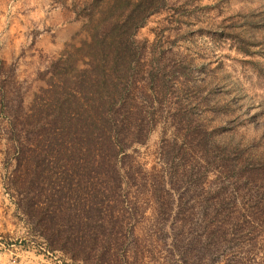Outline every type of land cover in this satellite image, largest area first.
<instances>
[{
    "label": "rangeland",
    "instance_id": "obj_1",
    "mask_svg": "<svg viewBox=\"0 0 264 264\" xmlns=\"http://www.w3.org/2000/svg\"><path fill=\"white\" fill-rule=\"evenodd\" d=\"M137 1L0 0V264H264V0Z\"/></svg>",
    "mask_w": 264,
    "mask_h": 264
},
{
    "label": "trees",
    "instance_id": "obj_2",
    "mask_svg": "<svg viewBox=\"0 0 264 264\" xmlns=\"http://www.w3.org/2000/svg\"><path fill=\"white\" fill-rule=\"evenodd\" d=\"M154 1L155 0H148V3H151V4L155 3ZM144 2H146V0H138L137 1L134 9L131 10L126 15V21L133 20L136 15L141 13V12H138L139 11L138 7L144 5L145 4ZM151 12H154V9H151L150 11H146L144 13V15H142V21H140V23H138L136 26L137 27L141 26L143 24V21L145 20V18L147 16H149L151 14ZM120 43L115 45V49H114L115 53H116V51L118 53L121 52L122 47H121ZM161 84L166 86V79L163 77L161 78ZM193 131L196 134L197 129H195ZM203 135L205 136L204 140L207 143L212 142L211 137H209V133L204 131ZM115 138H116V136H115ZM115 138H114V140H117ZM110 143H111L112 147L113 146L116 147L118 144V143L116 144V142H114L113 140L110 141ZM261 190H262V188H261ZM262 191H264V189ZM223 222L225 223V225L222 222H220V223L218 222V223H215L214 225H212V227H210V226L207 227V234L206 235L208 236V238L216 237V238L221 239V242L235 243L236 241H238L239 235H241L244 231H246L252 227H255L254 225H252L253 223L249 224V221H241V222L231 223L230 221L227 220V221H223ZM248 240H250V239L248 238ZM238 248L240 249L241 247H235V251H234V252H236L235 254H237V255H235V257H237L236 264H259V263H256L255 260H252L253 263H250V260L248 259V256L253 254V252H254V251H252V248L251 249L249 248V251L244 252V254H246V256L242 255L243 253H240V250ZM255 258H256V256H255Z\"/></svg>",
    "mask_w": 264,
    "mask_h": 264
}]
</instances>
